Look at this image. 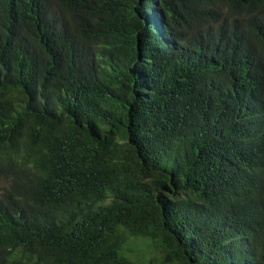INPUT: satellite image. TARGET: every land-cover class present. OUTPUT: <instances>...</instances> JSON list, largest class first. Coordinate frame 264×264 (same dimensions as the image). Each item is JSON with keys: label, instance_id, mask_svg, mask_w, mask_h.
<instances>
[{"label": "trees", "instance_id": "16d2710c", "mask_svg": "<svg viewBox=\"0 0 264 264\" xmlns=\"http://www.w3.org/2000/svg\"><path fill=\"white\" fill-rule=\"evenodd\" d=\"M0 264H264V0H0Z\"/></svg>", "mask_w": 264, "mask_h": 264}]
</instances>
